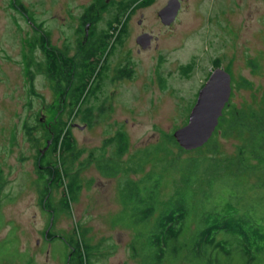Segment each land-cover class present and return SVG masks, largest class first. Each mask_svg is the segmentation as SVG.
Returning a JSON list of instances; mask_svg holds the SVG:
<instances>
[{
    "label": "rangeland",
    "instance_id": "obj_1",
    "mask_svg": "<svg viewBox=\"0 0 264 264\" xmlns=\"http://www.w3.org/2000/svg\"><path fill=\"white\" fill-rule=\"evenodd\" d=\"M20 1L31 11V22L43 34L51 35L53 45L63 49L74 27L60 17L63 14L60 5L65 0ZM9 3L10 0H0V264H64L67 250L62 239L49 242L46 235L51 220L50 231L56 237L69 236L72 230L78 236V228L85 230L84 237L94 246V264H136L130 248L134 231L112 225V217L121 207L117 195L123 176L101 175L94 162H89L88 153L91 150L95 153L117 130L128 136L126 155L165 143V134H172L187 122V114L213 60L231 74L230 102L240 105L259 97L264 87V0H182L170 27L158 25L156 19L155 11L166 5L165 0L139 4L143 7L136 11L134 19L129 16L122 25L124 31L119 33L108 58L107 75L99 91L87 96L74 110L65 108L61 113L58 92L45 76L42 54L46 45L41 42V34ZM110 12L97 27L107 25ZM141 13L142 25H148V29L160 36L157 49L138 54L134 52L133 37L141 27L136 25ZM123 17L122 14L119 17L121 22ZM250 59L258 65L256 69L247 64ZM128 60L133 67L131 79H109L115 68ZM241 77L252 87L238 86ZM85 112L89 115L84 118ZM64 120L76 147L83 150L71 166V171L78 172L81 188L69 212L57 211L53 221L48 211L63 206L65 186L58 184L45 192L47 208L44 202L40 203L43 181L34 159L40 152L49 151V141L52 145L51 137L46 134L48 129L54 131L56 124ZM217 140L220 159H231L239 141L233 136L220 135ZM178 148L165 145L156 154L154 163L141 165L144 173L153 170L162 174L159 193L162 198L172 192L181 173L178 166H173L172 159L182 160L196 152L192 149L180 153ZM104 149L110 155L114 147L108 144ZM48 158L53 160L51 154ZM55 159L60 164V159ZM210 162L211 166L220 160L215 158ZM137 175L130 177L135 179ZM219 178L225 182L227 177L219 174ZM239 178L245 187L255 181L250 174ZM205 186L202 181L197 190ZM249 195L241 204L248 203Z\"/></svg>",
    "mask_w": 264,
    "mask_h": 264
},
{
    "label": "trees",
    "instance_id": "obj_2",
    "mask_svg": "<svg viewBox=\"0 0 264 264\" xmlns=\"http://www.w3.org/2000/svg\"><path fill=\"white\" fill-rule=\"evenodd\" d=\"M120 22L117 19V24ZM43 38L45 41V36ZM92 52L91 48L81 53L83 58L72 67H67L61 56L55 55L53 59L51 67L52 74L55 73L57 78L55 81L59 83L58 80L62 79L67 84L66 89L70 90L67 94L62 93L64 104H69L70 111L83 102L85 89L90 87V93L95 88L92 80L99 72V59L94 56L91 60V56L95 55ZM213 62L215 66L219 65V61ZM247 64L252 69L258 67L251 59ZM118 72L123 74L122 70ZM72 84L76 87L70 89ZM251 85L247 79L240 78L238 86L250 88ZM259 95L254 96L251 102L246 100L240 105L228 100L214 133L202 147L195 149V155L182 160L179 157L172 159L175 161L173 166H178L181 173L175 180L178 184L165 198L159 194L162 174L153 170L144 173L141 165L154 163L156 154L165 145L178 148L171 133L165 134V143L159 142L126 155L129 153L128 136L124 131L117 130L104 140L95 153L94 150L88 153L89 162H94L101 175L123 176L117 195L121 207L112 217V225L134 231L130 248L136 264H178L182 261L193 264L202 261L204 264H238L237 261L240 264L264 263V87ZM87 111L90 112L89 109ZM87 115L89 113L85 112L84 118ZM70 131L65 120L56 124L52 131L51 150L39 153L34 159L38 176L43 181L40 203L47 204L45 192L48 189L58 184L65 186L63 206L60 210L52 208L50 216L53 215V221L57 211L69 212L71 202L76 201L81 188L78 172L71 171V166L83 150L76 147ZM218 135L233 136L239 141L231 159H220ZM108 144L114 147L110 155L104 149ZM178 149L180 153H188ZM47 154H51L53 160ZM55 158L60 159V164ZM215 158L220 162L210 166V160ZM140 172L144 174L137 175ZM130 174H136L137 178H131ZM219 174L227 177L225 182ZM244 174L252 175L254 183L245 187L238 179ZM202 181L205 188L197 190ZM247 195L248 203L241 204ZM74 231L69 236L56 237L49 229L46 235L51 242L62 239L67 250L64 264H94V246L84 237L85 230L78 228V236Z\"/></svg>",
    "mask_w": 264,
    "mask_h": 264
},
{
    "label": "flooded vegetation",
    "instance_id": "obj_3",
    "mask_svg": "<svg viewBox=\"0 0 264 264\" xmlns=\"http://www.w3.org/2000/svg\"><path fill=\"white\" fill-rule=\"evenodd\" d=\"M152 0H65L63 1V4L60 5V9L61 12H63V14H61V18L62 20L67 19L68 22H71L74 27L73 28V33L72 35H70L68 37L67 41V45L64 46L63 49H60L59 47H57L56 45H53L52 42H50L51 40V35L50 34H43L42 30L38 28V26H36L34 24V22H31V20L33 19L32 13L29 10V8L22 3V1L20 0H10L9 4H12L13 8L16 10L15 12L17 14H20V17H25L26 19L30 20V23H32V25L35 27L34 29H36L40 34H41V42L43 41V45H46V49L44 51V53L42 55H44L45 57V76L48 79L47 81H49L50 83H52V87L53 90L58 92L57 94L59 95V100H60V104H61V108H60V113L63 109L65 108H69L68 105L64 104V98L62 96V93L67 94V92H69L70 90L66 89V82L61 81L62 79H60V77L58 76V78L60 80L59 83H57L55 80H57L55 73L52 74L53 70H52V64H53V59L55 58V55L61 56L62 60L66 61L68 66L67 67H72L77 65V63H79L78 61L83 58L82 54L85 51H88V49H93V56H91V60L94 59V56L96 59H99L98 61V67H99V72H97L98 74H96L92 80V85L94 84L95 88L92 92L89 93V89H85V91L83 92L85 94L84 99L87 97V95H91L94 94L96 95L97 91H99V89L102 86L103 83V78L106 77L107 75V69L109 63H108V58L111 54V52H113L114 50V46L116 44V40L118 38V35L120 32L124 31L123 28V24L125 23L124 21L126 20L127 17H131V19H134V17L136 16V11L140 10L143 5L151 2ZM166 3L168 0H165ZM143 5H139L142 4ZM182 0H180V6H181ZM141 7V8H140ZM162 9V6L156 10V19H157V24L160 26H165V27H170L172 24L170 23L169 25H165L162 24V20L159 17V10ZM111 11V12H110ZM112 13V15L110 16V21L107 22V25H105V27H97L99 26L100 20L102 19V17L106 14V13ZM54 14V13H53ZM124 15L122 22H120L119 24H117V19H119L120 15ZM53 16L52 18L58 19L56 18L55 15H51ZM140 18L138 20L137 18V26H141L139 31L137 33L134 34V42L136 44H134L135 46V50L134 52L140 54L142 52H145L146 50H149L151 48L153 49H157L158 46V37L160 36V33H153L152 29H148L147 26L148 25H142V18L143 17V13H141ZM176 19V17H175ZM174 19V20H175ZM74 20L76 21V23L74 24ZM120 20V19H119ZM121 21V20H120ZM173 23V22H172ZM150 28V27H149ZM42 36H45V41L44 38L42 39ZM142 38V37H144ZM74 46V48H71V46ZM105 47V49H104ZM73 49V52L70 53V51ZM70 53V55L68 54ZM60 59V57H59ZM60 62V61H59ZM132 62L131 61H127L126 64H122L121 66H117L115 68V74L110 77L109 79H121V78H127V79H131V76H133V67H132ZM62 66V63H61ZM78 68L81 69V67L77 66ZM216 67H221L220 64L215 66L214 62L212 61V66L211 69L209 71H207V73L205 74V80L207 79V77L209 76L208 74L211 73V71L213 69H215ZM61 68V67H60ZM62 69V68H61ZM224 69V68H223ZM63 71L66 70L62 69ZM119 70L123 71V74L120 75L119 74ZM226 70V69H224ZM81 71V70H80ZM79 71V72H80ZM227 71V70H226ZM30 75V79H32V73L29 72ZM91 85V86H92ZM63 86H65L63 88ZM76 86L74 84L71 85V88H75ZM66 98H68V95L65 96ZM52 129L49 128L48 131L46 132V134H48V136L53 137V133H52ZM49 144V149L51 150V141L48 142ZM41 154H45V152H40ZM49 156V154H47ZM50 190V189H48ZM47 192V191H46ZM45 207L47 208V205L44 204ZM51 209H49L48 212H50V214L52 213ZM53 218V215H51L50 219ZM52 224V220L49 222V229L50 226ZM48 232V230H46V233ZM51 242V241H49Z\"/></svg>",
    "mask_w": 264,
    "mask_h": 264
},
{
    "label": "water",
    "instance_id": "obj_4",
    "mask_svg": "<svg viewBox=\"0 0 264 264\" xmlns=\"http://www.w3.org/2000/svg\"><path fill=\"white\" fill-rule=\"evenodd\" d=\"M180 9V0H168L158 14L163 24L171 23ZM146 36L142 37L144 39ZM200 87L187 122L172 132L174 142L189 151L203 146L214 133L231 93V75L216 67Z\"/></svg>",
    "mask_w": 264,
    "mask_h": 264
}]
</instances>
